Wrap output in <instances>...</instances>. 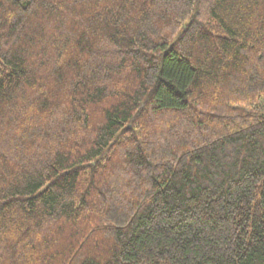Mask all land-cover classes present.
Returning a JSON list of instances; mask_svg holds the SVG:
<instances>
[{
    "label": "trees",
    "instance_id": "1",
    "mask_svg": "<svg viewBox=\"0 0 264 264\" xmlns=\"http://www.w3.org/2000/svg\"><path fill=\"white\" fill-rule=\"evenodd\" d=\"M0 264H264V0H0Z\"/></svg>",
    "mask_w": 264,
    "mask_h": 264
}]
</instances>
